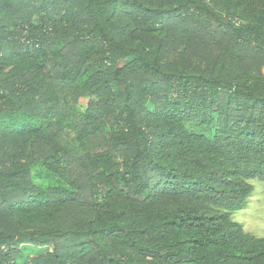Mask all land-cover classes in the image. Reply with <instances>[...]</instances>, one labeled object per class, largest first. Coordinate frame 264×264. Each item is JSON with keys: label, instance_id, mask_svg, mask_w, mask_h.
Listing matches in <instances>:
<instances>
[{"label": "trees", "instance_id": "16d2710c", "mask_svg": "<svg viewBox=\"0 0 264 264\" xmlns=\"http://www.w3.org/2000/svg\"><path fill=\"white\" fill-rule=\"evenodd\" d=\"M253 178L264 0H0V264H264Z\"/></svg>", "mask_w": 264, "mask_h": 264}, {"label": "rangeland", "instance_id": "374dc122", "mask_svg": "<svg viewBox=\"0 0 264 264\" xmlns=\"http://www.w3.org/2000/svg\"><path fill=\"white\" fill-rule=\"evenodd\" d=\"M249 182L252 185V191L247 199L244 208L236 210L232 214V219L242 225L244 231L256 236L264 235V178H253ZM41 248H32L28 252L31 255L43 250Z\"/></svg>", "mask_w": 264, "mask_h": 264}]
</instances>
